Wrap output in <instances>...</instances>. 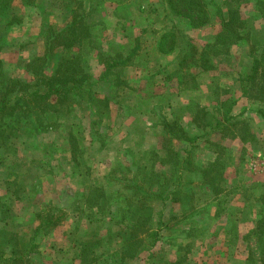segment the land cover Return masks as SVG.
<instances>
[{
    "label": "rangeland",
    "instance_id": "rangeland-1",
    "mask_svg": "<svg viewBox=\"0 0 264 264\" xmlns=\"http://www.w3.org/2000/svg\"><path fill=\"white\" fill-rule=\"evenodd\" d=\"M38 1L37 7L23 5L20 1L14 2L9 12L2 16L0 33L3 49L0 58L7 78H26L25 62L32 59L30 57L43 54L46 48V42L42 44L41 39L46 41L49 29L63 25L70 16L64 0ZM84 1L85 7L91 4L90 0ZM258 1L260 0H252V4L246 9L254 8L253 4ZM226 2L227 0H213L212 3L225 6ZM130 3L132 22L140 28H147L142 41L148 46L145 45L148 51L151 49L154 33L174 28L199 46L206 45L211 38L205 30H192L188 20L178 15L165 0H130ZM212 3L207 0L208 5ZM74 7L77 9L78 4L75 3ZM113 8L114 5L107 6L108 11ZM210 9L216 14L215 8L211 6ZM107 26L112 35H116L120 28L117 19L110 15ZM138 32L141 34L139 29ZM243 35V64L249 65L252 64L249 55L251 49L264 50V27L259 23L250 24ZM187 49L191 51L192 48ZM178 54L177 49L170 58ZM63 56L60 49L52 56L51 64L58 66ZM88 59L94 75L101 76L103 68L98 64L96 56L90 54ZM154 65L152 62L148 70H152ZM145 73V69L141 68L128 71L130 85L146 87L147 81L137 79ZM217 74L219 83L230 87L236 94L235 113L240 122H237L238 129L233 130L237 138L226 142L231 149L230 158L226 161L221 180L216 184H212L211 179L204 176L206 168H209L206 167V162H210L212 155L206 140L201 139L196 142V148L188 158L190 162L186 168L189 170L184 174L181 192L176 195L168 194L172 191L171 187L177 176L175 168L171 167L172 164L162 165L160 158H147L151 157L153 150H157L162 157L168 145H172L179 155L187 157L190 145L176 141L164 133L157 116H136L132 112L134 110H127L118 117L112 113L113 117L109 122L112 138L107 148L99 150L97 146L88 145L82 155V163L86 162L82 168L84 172L91 163L99 177L110 173V180L116 179L113 182L103 180L106 189L113 192L118 202H114L111 211H105L106 216H101L86 202L87 186L71 177V169L62 159L63 156H69L67 134L70 126L64 125L58 132L43 134L37 137L36 142L27 139V136L15 139L13 153L18 148L19 155L25 157L29 164L24 170L15 169L11 164V157L2 162L3 158L0 156V206L5 204L4 212L0 210V253L4 254L5 259H10L4 262L0 260V264H81L75 255L76 241L85 237L91 238L93 243L101 240V246L97 250L98 263L101 264L112 258L119 245L128 239L132 224L139 217L138 208L142 209L147 205H152L154 210L153 226H159L157 221L163 222L157 244L146 245L140 254V257L146 258L154 253L151 259L153 264H264V119L254 112L259 106L256 99L251 95L242 96L239 74L232 69H222V66ZM212 75L213 71L200 77L202 88L192 95L178 94V84L171 83L170 91L176 94L172 100L176 109L169 117H176L179 123L192 130L191 133L195 131V125L188 116L193 111L190 108L191 101H200L211 107L207 89L212 83ZM161 77L160 74L157 76L158 81L150 80L158 83L153 89L156 93L163 90V85L166 84ZM97 89L101 93H110L112 90L105 83H100ZM252 90L253 87H250V91ZM131 94L124 93L122 96L126 95L128 98ZM122 103L130 105L133 100ZM77 107L73 121L83 125L85 112ZM114 112H118V107ZM7 145L11 150V141ZM127 146L133 149L129 152L136 162L146 157L143 163H154L152 185L148 184L147 178L142 180L144 172L139 177L142 187L151 189L156 195L154 199L147 200L137 196L124 186L126 172H123V166L119 162H123L122 150ZM8 148L4 147V150ZM175 151L174 157L166 158V162L176 163L179 160ZM12 171L24 172L19 181L23 180L25 191H22L19 199H12L10 191H7ZM39 199H44V204H49L50 209H57L55 211L59 221L48 232L42 231L31 247L29 242L34 236L33 229L38 225L33 212L40 204ZM147 214L145 212L143 216L146 217Z\"/></svg>",
    "mask_w": 264,
    "mask_h": 264
},
{
    "label": "trees",
    "instance_id": "trees-1",
    "mask_svg": "<svg viewBox=\"0 0 264 264\" xmlns=\"http://www.w3.org/2000/svg\"><path fill=\"white\" fill-rule=\"evenodd\" d=\"M17 1L23 5L35 7L39 2L38 0H0V22L3 14L8 13ZM90 1L91 4L85 7L84 0H64L70 16L63 25H56L49 29L43 54L25 62L26 78L5 77L3 61L0 58V151H2L0 156L3 158L2 162H6L7 157H11L14 168L24 170L29 162L19 155L18 148L13 153L15 139L27 136V139L36 142L37 137L43 134L58 132L64 125L70 126L67 134L69 156H63L62 159L70 167L71 177L87 186L85 198L89 207L95 209L98 215L106 216L105 211H111L112 205L118 200L113 196V192L106 189L103 180L113 182L116 179L110 180V173L99 177V173L93 169L91 163L84 172L82 168L86 162L82 163L84 160L82 155L88 145L97 146L99 150L107 148L112 138L109 123L113 117L112 113L118 117L127 110H134L132 112L136 116L140 114L157 116L164 133L176 141L190 145L187 157L179 155L172 145H168L162 157L157 150H153L151 157L147 158V160L153 157L160 158L162 165L172 164L171 167L175 168L177 176L173 181L172 191L168 194L176 195L181 192L184 174L189 170L186 168L190 162L188 158L192 156L196 142L201 139L206 140L209 152L214 154L212 161L206 162V167L209 168H206L204 176L209 177L212 184L218 183L226 167V161L230 158L231 149L226 142L237 138L233 130L238 129L237 122H240L237 121L238 115L235 113L236 94L230 87H225L218 81L217 73L221 66L222 69H232L239 74L238 82L242 96L251 95L256 99L259 106L254 112L264 119V50L251 49L249 55L252 58V64H243L245 54L243 33L253 23H259L264 27V0L258 1L253 4L254 8L248 9L246 7L252 4V0H227L225 6L212 3L213 0H210L211 5L207 4V0H165V3L178 15L188 20L192 30H205L209 32L211 38L206 45L199 46L183 33L180 34L179 29L174 28L158 34L154 33L149 51L142 41V35L147 28H140L132 22L133 11L130 0ZM75 3L78 4L77 9L74 7ZM109 5H114L112 12L107 10ZM211 6L216 9V14L212 13ZM109 15L119 22L120 28L116 35L108 32ZM155 34L158 36L154 39ZM187 47H191V51ZM2 49L0 33V52ZM60 49L64 56L58 66H54L51 64L52 56ZM177 49L179 54L170 58ZM90 54L96 56L98 64L103 68L101 76L97 77L91 71L92 66L88 59ZM152 62L155 65L152 70H148ZM139 68L145 69L146 73L137 79L143 78L147 81L146 87L130 85L128 71H137ZM211 71L214 75L207 89L211 107L200 101H191L190 108L193 111L188 116L195 125V131L191 133L192 130L185 127L183 123H179L176 117H169L176 109L172 101L176 94L170 91L171 83L178 84V94L192 95L201 87L200 77L206 76ZM160 74L166 84L163 85V90L156 93L153 89L158 85L155 82L159 80L157 76ZM154 79L156 81H150ZM100 83L109 85L111 92L101 93L97 89ZM250 87H253L252 91ZM124 93H132L133 96L130 95L127 98L126 95L122 96ZM132 100L133 103L130 105L122 103V101ZM77 106L85 112L82 119L83 125L81 122L73 121L76 118ZM117 107L116 113L114 110ZM10 141L11 150L7 145ZM4 147L8 149L4 150ZM130 150L133 149L128 146L122 150L124 158L123 162H119V165L123 166V172H126L124 175L126 183L123 184L137 196L147 200L154 199L156 195L151 192V189L142 187L139 177L144 172L142 180L147 178L148 184L152 185L155 165L153 162L143 163L146 157L136 162ZM174 151L179 156V160L176 163L166 162V158L174 157ZM147 169L150 171L147 172ZM179 172L181 173L178 175ZM112 173L114 174L115 171ZM23 175L24 172L12 171L9 176L7 191H10L12 199H19L22 191H25L23 180L19 181ZM69 189L72 190V188ZM39 203L33 212L34 220L38 222V225L33 229L34 236L29 242L31 247L34 246L35 239L42 231L48 232L59 221L55 211L57 209H50L49 204H44V199H39ZM4 206L5 204L0 206L3 212ZM137 212L139 217L136 223L132 224L128 239L119 245L112 258L106 259L101 264L132 262L153 264L151 259L154 253L146 258L140 257V254L146 245L157 244L163 222L157 221L159 226H153L152 205L138 208ZM145 212L148 213L146 217L143 216ZM164 226L167 227V225ZM76 242L78 243L75 255L81 264H99L97 250L101 246V240L93 243L91 238L85 237ZM0 260L4 262L10 259H5L4 254L0 253Z\"/></svg>",
    "mask_w": 264,
    "mask_h": 264
},
{
    "label": "crops",
    "instance_id": "crops-1",
    "mask_svg": "<svg viewBox=\"0 0 264 264\" xmlns=\"http://www.w3.org/2000/svg\"><path fill=\"white\" fill-rule=\"evenodd\" d=\"M67 18H68V17H67ZM67 18H66V20H67ZM66 20H65V21H66ZM38 41H40V40H38ZM41 42H42V44H43V42H45V41H43V40L41 39ZM36 55H37V54H36ZM38 56H39V55H38ZM30 58H33V57H30ZM211 155H212V158H213L214 154L211 153ZM212 158H211L210 161H212Z\"/></svg>",
    "mask_w": 264,
    "mask_h": 264
}]
</instances>
